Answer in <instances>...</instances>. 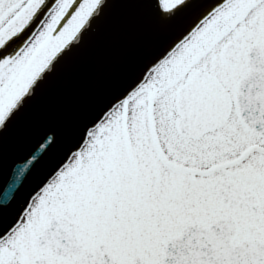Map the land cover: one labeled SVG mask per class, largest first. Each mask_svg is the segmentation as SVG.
Returning a JSON list of instances; mask_svg holds the SVG:
<instances>
[{
    "label": "snow or ice",
    "instance_id": "6c2138e0",
    "mask_svg": "<svg viewBox=\"0 0 264 264\" xmlns=\"http://www.w3.org/2000/svg\"><path fill=\"white\" fill-rule=\"evenodd\" d=\"M113 4L163 40L5 169L3 134ZM0 264H264V0H0Z\"/></svg>",
    "mask_w": 264,
    "mask_h": 264
},
{
    "label": "water",
    "instance_id": "95a60500",
    "mask_svg": "<svg viewBox=\"0 0 264 264\" xmlns=\"http://www.w3.org/2000/svg\"><path fill=\"white\" fill-rule=\"evenodd\" d=\"M166 32L167 28L152 19L146 6L111 5L89 42L61 63V68L50 78L48 88L40 90L29 110L3 134L4 168L11 167L36 146L40 137L32 132L37 125L70 126L152 51ZM67 146V137L61 135L36 165L33 182L46 174Z\"/></svg>",
    "mask_w": 264,
    "mask_h": 264
},
{
    "label": "bare ground",
    "instance_id": "6f19581e",
    "mask_svg": "<svg viewBox=\"0 0 264 264\" xmlns=\"http://www.w3.org/2000/svg\"><path fill=\"white\" fill-rule=\"evenodd\" d=\"M91 36H92V34H91L89 37H87L85 43H88V42H89ZM86 46H87V45H86ZM60 66H61V64L58 66V68H59ZM60 68H61V67H60ZM60 68H59V69H60ZM59 69H58V70H59ZM58 70H57V71H58ZM50 81H51V79H49V80L47 81V83L42 87V89H44V88H48V84L50 83ZM42 89H41V90H42Z\"/></svg>",
    "mask_w": 264,
    "mask_h": 264
}]
</instances>
